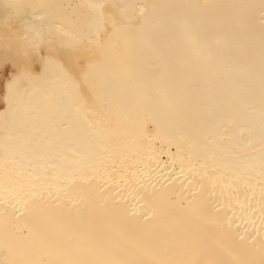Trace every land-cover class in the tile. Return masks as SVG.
I'll use <instances>...</instances> for the list:
<instances>
[{"label": "bare ground", "instance_id": "bare-ground-1", "mask_svg": "<svg viewBox=\"0 0 264 264\" xmlns=\"http://www.w3.org/2000/svg\"><path fill=\"white\" fill-rule=\"evenodd\" d=\"M128 2L145 5L144 15L136 14L87 80L76 68L80 87L95 101L88 109L76 112L37 91L27 116L9 117L8 133L0 116V176L7 160L8 174H20L25 192L51 186L55 194L11 222L22 251L38 247L42 235H54L78 254L98 258L97 229L110 227L105 210L118 202L131 221L143 224L144 213L157 207L146 194L153 191L167 194L168 207L181 216L190 215L193 201L204 202L208 216L219 215L220 206L240 226L234 224L233 233L246 240L261 230L259 211L251 213L255 224L246 222L245 213L249 204L259 208L264 187V21L257 10L245 31L236 22L243 10L226 7L258 0ZM89 12L78 10L82 28ZM186 26L208 46L209 58L193 55ZM57 75L51 68L49 79ZM59 94L49 86L48 95ZM30 183L37 187L30 189ZM157 211L158 220L148 223L165 233V246L175 248L177 258H190L181 240H194L192 233L181 232Z\"/></svg>", "mask_w": 264, "mask_h": 264}, {"label": "snow or ice", "instance_id": "snow-or-ice-1", "mask_svg": "<svg viewBox=\"0 0 264 264\" xmlns=\"http://www.w3.org/2000/svg\"><path fill=\"white\" fill-rule=\"evenodd\" d=\"M226 7L243 10V15L236 22L245 31L257 10L264 21V0ZM81 8L90 10L83 28L78 13ZM145 8V5L128 0H113L111 3L92 0L86 5L44 0H0V99L3 101L0 103L3 109L0 116L3 117L5 132L8 133L10 116L29 114L37 91L48 101L67 103L76 112L88 109L95 101L80 87L76 68H82L80 76L87 80L107 61V53L114 49L116 38L131 26L137 13L144 15ZM231 23V19L226 21L229 26ZM185 36L192 44L195 57L207 59L211 56L208 46L198 41L187 26ZM53 67L58 71L55 81L49 79ZM125 70L129 74L132 72L128 65H125ZM261 77L264 103V24ZM49 86L59 89L60 94L55 97L48 95ZM19 176V173L17 176L8 174L6 160L4 174L0 176V205L3 206L0 207V256L4 257L0 264H264V187L261 188L259 208L249 204L245 213L248 217L246 222L255 224L251 213L259 211L261 230L253 231L247 240L244 234L233 233L234 224L237 229L240 226L227 212L221 213L220 206L215 207L219 215L208 216L206 204L193 201L189 207L190 215L181 216L168 207L170 197L167 194L153 191L146 194L157 207L144 213L143 224L131 221L118 202L105 210L110 227L108 230L97 229L102 246L94 253L98 258H88L54 235H42L38 247L29 245L26 251L21 250L11 222L27 217L33 208L38 207L36 201H42L46 196L52 198L55 194L50 190L51 186L25 192ZM147 180L154 189L151 178ZM137 183L144 187L139 178ZM36 187L34 183L29 184L30 189ZM157 208L159 216L166 217L168 223L178 226L181 232L192 233L194 240H181L190 258H177L176 249L165 246L168 239L165 233L148 223L158 220ZM202 220L205 222L201 223ZM247 231L245 228L244 232Z\"/></svg>", "mask_w": 264, "mask_h": 264}]
</instances>
